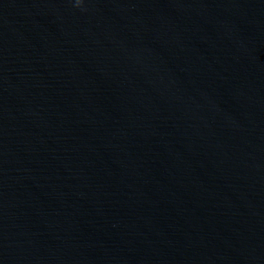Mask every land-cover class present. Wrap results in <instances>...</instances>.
Returning a JSON list of instances; mask_svg holds the SVG:
<instances>
[{"label": "water", "instance_id": "water-1", "mask_svg": "<svg viewBox=\"0 0 264 264\" xmlns=\"http://www.w3.org/2000/svg\"><path fill=\"white\" fill-rule=\"evenodd\" d=\"M0 264H264V0H0Z\"/></svg>", "mask_w": 264, "mask_h": 264}, {"label": "clouds", "instance_id": "clouds-1", "mask_svg": "<svg viewBox=\"0 0 264 264\" xmlns=\"http://www.w3.org/2000/svg\"><path fill=\"white\" fill-rule=\"evenodd\" d=\"M82 4V0H75V6L80 7Z\"/></svg>", "mask_w": 264, "mask_h": 264}]
</instances>
